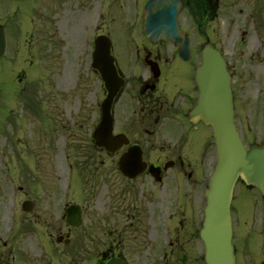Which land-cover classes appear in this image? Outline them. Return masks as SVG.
<instances>
[{"label":"flooded vegetation","instance_id":"obj_1","mask_svg":"<svg viewBox=\"0 0 264 264\" xmlns=\"http://www.w3.org/2000/svg\"><path fill=\"white\" fill-rule=\"evenodd\" d=\"M122 1L95 0L93 4L92 0H83L86 16L82 30L77 32L73 23L64 27L58 20L53 22L58 35L66 32L64 37H71L72 52H80L87 72L96 76L98 73L91 68L96 40L100 36L109 38L122 80L113 105L115 133L122 135L117 153L119 159L130 149L141 153V159L129 162V171H138L136 175L127 176L119 168V249L104 244L94 255L93 264H106L113 258L126 264H201L195 202L215 153L210 128L201 122H191L187 116L197 98L194 69L201 45L207 39L202 35L197 38L195 33L207 20H219L227 11L225 5L230 7L233 2L180 0L182 13L188 9L196 11L195 16L183 14L179 20L180 29L189 35L191 49L190 57L184 60L173 42L153 41L145 35L142 12L149 0ZM195 22H199L198 29L191 31ZM212 45L225 55L226 48ZM230 63L227 59V69L233 78ZM241 126V136L246 140L250 132ZM91 130L90 127L88 136ZM89 144L92 145L91 138ZM94 149L105 154L103 149ZM65 158L68 181L73 178L72 173L88 179V174L104 164L101 160L98 165L94 162L81 166V160L69 155ZM28 188L27 180L19 188L24 194L20 205L22 202L27 205L21 211L23 242L27 248L20 250L19 264H52L45 262V257L61 250L70 254L75 264L90 263V246L75 237L80 228L67 225L64 213L60 215V196L53 181L43 185L41 180ZM238 193L231 202L236 264H264L260 260L264 258V197L247 187ZM66 206L64 202V210ZM60 219L64 226H60ZM255 237L260 238L261 244L254 242ZM30 246L36 247V251ZM10 252L0 248V264H12L11 259L15 258L9 256Z\"/></svg>","mask_w":264,"mask_h":264},{"label":"rangeland","instance_id":"obj_2","mask_svg":"<svg viewBox=\"0 0 264 264\" xmlns=\"http://www.w3.org/2000/svg\"><path fill=\"white\" fill-rule=\"evenodd\" d=\"M231 2L230 7L225 5L227 11L219 20L207 25L208 33L218 46L226 48L235 71L237 118L245 131L251 126L258 139L264 130V0ZM83 4V0H25L19 5V13L13 14L11 0H0L1 24L6 26L17 20L20 26L25 23L18 38L6 36L8 49L0 58V248H4V242L6 252L27 248L18 204L24 197L19 188L27 172L35 182L40 176L43 185L52 180L57 186L60 215L65 201L81 205L83 225L75 237L90 246L92 259L87 264H93L94 255L104 244L119 249L117 155L100 154L89 144L88 129L96 123L98 104L103 98L101 81L87 72L83 56L72 52L71 37H64L66 32L58 35L53 23L58 20L64 27L73 23L76 32L82 30L86 16ZM12 39L18 42L17 47ZM68 155L81 160V166L94 162L98 165L101 160L104 164L88 174V179L77 180L75 176L66 190L63 185L68 180ZM241 200L242 196L239 203ZM196 202L195 218L201 215ZM60 226H64L61 219ZM254 242L261 244L259 237ZM14 245L18 247L13 248ZM32 248L36 251V247ZM44 260L75 264L70 254L62 250Z\"/></svg>","mask_w":264,"mask_h":264},{"label":"water","instance_id":"obj_3","mask_svg":"<svg viewBox=\"0 0 264 264\" xmlns=\"http://www.w3.org/2000/svg\"><path fill=\"white\" fill-rule=\"evenodd\" d=\"M179 9L178 0L150 1L144 8V30L149 37L176 42L181 54L186 56L189 52L188 38L178 30L176 21ZM3 50L4 37L0 30V55ZM93 67L100 72L107 90V96L101 103V121L93 138L98 146L113 152L119 147V135H112L111 107L120 80L108 48L94 53ZM195 82L199 96L196 105L189 111V118L192 121L201 120L212 128L217 152V165L205 191L207 200L200 232L205 247V262L234 264L229 212L233 188L236 181L241 179L264 194V145H251L249 150H245L234 124L232 96L225 63L219 53L209 45L203 48L202 63L196 70ZM72 209L67 210L69 220L78 225L79 215ZM108 264L122 263L112 260Z\"/></svg>","mask_w":264,"mask_h":264}]
</instances>
